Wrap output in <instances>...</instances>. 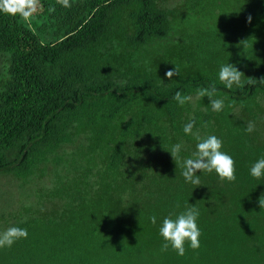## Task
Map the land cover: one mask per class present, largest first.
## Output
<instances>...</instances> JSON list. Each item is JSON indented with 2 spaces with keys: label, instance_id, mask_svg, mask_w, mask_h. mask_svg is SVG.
I'll return each mask as SVG.
<instances>
[{
  "label": "trees",
  "instance_id": "1",
  "mask_svg": "<svg viewBox=\"0 0 264 264\" xmlns=\"http://www.w3.org/2000/svg\"><path fill=\"white\" fill-rule=\"evenodd\" d=\"M70 4L40 0L28 21L0 13V176L37 204L43 190L50 200L70 196L74 208L88 211L69 217L87 215L93 223L82 235L67 233V246L28 235L0 249V264H264V210L258 204L264 179L250 175L251 165L264 156V144L256 139L264 112V0ZM197 4L201 16L191 9ZM206 6L214 12L201 32L206 41L198 35L185 39L193 47L186 44L190 61L179 67L182 80L167 78L166 63L172 69L166 58L146 70L142 54L171 36L180 10L190 8L203 22ZM213 39H223L216 46L220 59L212 57ZM236 61L244 80L255 82L228 89L219 69ZM212 85L224 99L221 112L212 111L208 97H196L197 89ZM177 91L193 101L180 106L173 99ZM193 118L202 138L223 141V151L236 162L235 182L221 181L215 172H198L199 187L185 181L183 159L198 141L183 126ZM248 122L255 124L251 133ZM135 142L142 146L134 148ZM181 142L175 162L169 150ZM82 163L90 168L78 170ZM75 182L82 187L73 198L64 185ZM92 194L99 197L97 207L103 206L99 215L84 203ZM116 195L119 200L108 202ZM124 195L131 197L128 203ZM191 205L200 212L201 246L186 245L184 256L171 247L162 252L163 219ZM66 212L59 217L69 219ZM74 223L70 217L65 227ZM36 224L29 220L20 227L38 232Z\"/></svg>",
  "mask_w": 264,
  "mask_h": 264
},
{
  "label": "clouds",
  "instance_id": "2",
  "mask_svg": "<svg viewBox=\"0 0 264 264\" xmlns=\"http://www.w3.org/2000/svg\"><path fill=\"white\" fill-rule=\"evenodd\" d=\"M64 7H70V0H58ZM41 8L40 0H0V13L11 16H19L25 21L30 20ZM251 23V15L247 18ZM179 69L175 66L174 69L166 72L169 80L174 76H178ZM245 74L232 63L221 65L218 73V79L225 85L226 88L231 89L233 86L243 88L245 83L252 84L254 79L248 77L244 80ZM264 82V79H261ZM197 98L208 97L210 100V107L214 112H221L225 108L224 99L217 98V89L215 85L209 88H199L196 91ZM173 99L180 105L184 106L186 103L193 101V96L184 95L177 91ZM195 119H191L183 126L185 135L194 136L198 141L196 150L191 157L183 159L182 175L186 182L191 183L197 187L201 186L200 176L197 173H212L215 172L221 181L235 182L236 176V162L234 158L227 152L223 151V141L215 135H208L201 137L199 130L195 129ZM255 130L254 122H248L246 131L251 133ZM184 145L183 142L176 143L169 150L175 162L179 157ZM250 175L257 179H264V156L256 160L250 167ZM259 207L264 210V194L258 199ZM28 206V205H26ZM200 212L195 205L186 207L173 218L172 215L165 217L159 227V234L163 238L164 243L161 245V251L166 252L169 247L178 255L184 256L186 254V245L193 250L199 249L201 246L200 237L202 232L198 225V218ZM153 225L157 222V217L152 215L149 217ZM27 218H25L26 222ZM28 238V231L26 228L11 226L4 231H0V249L11 248L17 241Z\"/></svg>",
  "mask_w": 264,
  "mask_h": 264
},
{
  "label": "rangeland",
  "instance_id": "3",
  "mask_svg": "<svg viewBox=\"0 0 264 264\" xmlns=\"http://www.w3.org/2000/svg\"><path fill=\"white\" fill-rule=\"evenodd\" d=\"M198 7L199 6L197 4L196 9L194 8H191V9H193L194 11L195 10L198 11L201 16V9ZM205 8H206L205 12L207 13H206V17L204 18L203 22H202V17H200L199 14L194 13V11H190V8H187L186 11L180 10V14L182 15V18H176V20L173 19L175 23H174V29L171 32L172 33L171 36L169 35L167 39H163L161 41H158L152 44L151 45L152 47L147 48L146 51L142 54V57L144 56L143 59L145 62L146 70L147 69L148 70L151 69L150 71L155 70L154 63L156 61L159 62L162 58L164 59L166 58L167 61L169 60L168 64L170 65L171 69H174V66H175L174 64H176L179 69V67H181L182 65L189 63L190 60L188 58L190 56L188 53V48L186 46V44L188 43L186 42L185 39H187L189 35L191 36L198 35L195 38L199 40L202 39L201 41L205 42L206 36L201 35V32L203 30L209 29L206 27L205 22L211 21L210 16L214 15L213 14L214 12L212 11L213 9L212 6L210 7L206 6ZM200 24H203V25H200ZM211 43H213L212 57H216L217 59H220L221 54L219 55L216 52V46H221L223 44V39L221 41L219 40L216 41L213 39ZM190 46L193 47L192 45ZM234 58L238 59L239 57L235 56ZM240 59L242 58L240 57ZM235 64L238 65L237 67H242L240 66V63L238 61H236ZM167 71H169V69L166 63V72ZM189 72L190 71H188V73ZM179 73L180 74L178 75V77L180 78V80H182V76L184 75V73L182 72V69L179 71ZM262 101L264 102V96L262 98ZM262 104L264 105V103ZM262 118H263L262 124L257 126V128L259 129L258 131L260 132V135L259 136L256 135V139H259L262 142L261 144H264V112H263ZM135 146L140 148L142 144L135 142L133 147L135 148ZM88 166H89L88 163L87 164L82 163L81 168L79 166H77L76 168L78 170H85L86 168H90ZM73 169L75 170V168ZM5 179H6L5 177L0 176V231H4L8 227H11V226L20 227L25 221V218H27L26 221H29V220L36 221L37 223L36 227L38 231V232H35L32 230H27L29 236H35L38 238L45 237L46 239L50 241V243H53L54 245L67 246L66 244L67 242H69L65 237L67 233L82 235L88 229L87 224L93 223L92 220L87 221V218H89L87 215H84L85 219L83 220L81 216L79 215L70 216L72 221H74L75 223L72 224V228L67 229L65 225H66L67 220H70L69 215L72 212L77 213L78 211L80 213L87 214L88 208L86 206H83V208H80V209L79 207L74 208L75 206L73 202L74 199L70 198V196H67V197L66 196L64 197L54 196V198L50 200L46 198L47 191L46 190L41 191L44 188L39 189L43 193L44 196L38 197V201L40 203L37 204L36 199L32 202L26 196L24 195L22 196L21 190H19L17 187V191H16L15 186L11 185L10 182H8L9 180L6 181ZM44 181H46V179H44ZM76 182L67 183L64 185L66 188H68L73 198L75 196V192L78 189V187H82L79 185H75L77 184ZM1 196H3V200L1 199ZM126 196L127 195H124L125 198ZM130 198L131 197H127L125 201L128 203L130 201ZM31 199L33 200V197H31ZM83 199H84V203L90 204L88 206L94 209L93 213L97 215L101 213L103 206L97 207L98 203H100L99 197L92 194V195H87L83 197ZM116 200H119L118 195L108 198V202L116 201ZM67 202L70 203L71 204L70 206L72 207L68 208V206L65 205V203ZM31 203H32V210H31V214L29 215L28 212L30 211H28V207L30 206L29 204ZM63 211L68 212L66 213L69 219L59 217L60 216L59 213ZM7 213L12 214L11 215L12 218L7 216ZM15 216L17 217V219H20V221L15 222V219H14ZM76 220L79 222H77ZM54 221L58 223V225L55 228H51L53 226ZM61 223H64V225H61ZM47 230H49V232H46Z\"/></svg>",
  "mask_w": 264,
  "mask_h": 264
}]
</instances>
